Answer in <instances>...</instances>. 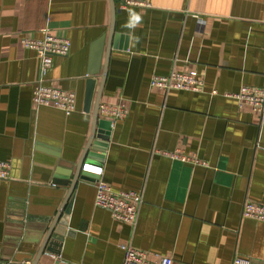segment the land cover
Wrapping results in <instances>:
<instances>
[{
    "label": "crops",
    "instance_id": "0c3cea01",
    "mask_svg": "<svg viewBox=\"0 0 264 264\" xmlns=\"http://www.w3.org/2000/svg\"><path fill=\"white\" fill-rule=\"evenodd\" d=\"M46 32L71 42L45 78L75 94L69 115L32 101L41 61L22 40ZM172 71H196L203 91L151 88ZM244 87L264 88V0H0V261H35L83 160L38 264H123L126 244L150 261L264 264V222L242 215L264 205V115L226 97ZM98 96L128 117L99 112L111 129L93 137ZM175 150L206 165L163 155ZM99 179L143 194L134 227L96 207Z\"/></svg>",
    "mask_w": 264,
    "mask_h": 264
},
{
    "label": "built area",
    "instance_id": "2783aa9c",
    "mask_svg": "<svg viewBox=\"0 0 264 264\" xmlns=\"http://www.w3.org/2000/svg\"><path fill=\"white\" fill-rule=\"evenodd\" d=\"M22 45L29 50L36 52L39 57L40 78L36 83L33 92V104L36 107L51 106L57 108L66 114H71L75 110L76 96L72 92L64 91L55 87L46 85V76L53 66V58L60 56H68L71 49V42L68 39L53 36L45 33L44 38L22 40ZM150 86L163 92L189 91L202 92L204 88V80L199 77L196 71L179 73L172 71L167 76H154L151 79ZM217 94V92H213ZM226 97L234 98L238 101L240 108L248 107L253 112L264 115V88L244 87L236 94H227ZM100 114L111 121L123 120L128 117V110L124 104L118 106L101 105L99 108ZM163 155L173 159L180 160L183 163L192 165H206L201 162L196 156L184 154L180 150L173 152H165ZM98 177L103 174V169L100 167L86 166ZM11 165L7 162L0 161V180L6 181L10 179ZM143 204V194L139 192H115L109 184L102 180L96 183L95 205L101 209L107 210L112 217L122 223L130 226H135L140 209ZM243 218L252 219L259 222H264V205L254 204L251 202L245 203L243 207ZM124 251L123 264H173V260L169 257H158L154 261L148 259L147 253L135 249L131 244L121 246ZM51 258L53 264H74L63 260L58 253H52ZM0 264H29L15 261H0ZM235 264H249L246 259H237Z\"/></svg>",
    "mask_w": 264,
    "mask_h": 264
},
{
    "label": "water",
    "instance_id": "95a60500",
    "mask_svg": "<svg viewBox=\"0 0 264 264\" xmlns=\"http://www.w3.org/2000/svg\"><path fill=\"white\" fill-rule=\"evenodd\" d=\"M112 31V30H111ZM105 71H106V67H105V70L103 72V75H102V82L104 80V75H105ZM99 106H100V101H99V96L97 98V103H96V109H95V116H94V133H93V137L95 136V133L97 131V128L100 127V128H105L107 131L106 133H108V131L111 129V122L110 121H107V120H104V121H100L99 118H98V113H99ZM85 174L84 172V165H83V160L80 161V164H79V168H77L74 176H73V180L71 182V186L68 190V193L61 205V207L59 208L58 212H57V215L50 227V230L45 238V241L43 243V246L41 248V251L39 252L37 258L35 259V261L32 263V264H38V259L40 257V255L43 253L46 245L48 244V242L50 241L51 239V235H52V232H53V228L55 227V225L57 224V222L59 221V218L61 216V214L63 213L67 203L69 202L71 196H72V193H73V189L75 188V185L77 184V182L80 180L81 178V175Z\"/></svg>",
    "mask_w": 264,
    "mask_h": 264
}]
</instances>
